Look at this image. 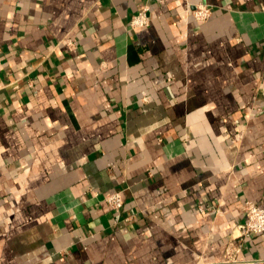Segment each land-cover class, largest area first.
I'll list each match as a JSON object with an SVG mask.
<instances>
[{
  "label": "crops",
  "instance_id": "crops-1",
  "mask_svg": "<svg viewBox=\"0 0 264 264\" xmlns=\"http://www.w3.org/2000/svg\"><path fill=\"white\" fill-rule=\"evenodd\" d=\"M247 200L264 204V0H0V264L264 258V234L238 237Z\"/></svg>",
  "mask_w": 264,
  "mask_h": 264
},
{
  "label": "built area",
  "instance_id": "built-area-1",
  "mask_svg": "<svg viewBox=\"0 0 264 264\" xmlns=\"http://www.w3.org/2000/svg\"><path fill=\"white\" fill-rule=\"evenodd\" d=\"M192 14L196 21L207 22L213 15V7L208 3H198L194 6ZM150 24L151 19L148 14V8L145 7L142 11L132 17L130 27L132 29H142L149 27ZM96 196L99 197L100 194L96 193ZM103 200L116 213H119V211H121L124 206V198L120 191H115L105 195L103 197ZM243 208L246 215V219L244 222L240 223L237 226L236 230L238 231V237L247 238L252 235L264 234V204H258L257 202L247 200L244 203ZM232 247H234L235 252H229L227 256L228 263L264 264V258L240 259L239 253L241 251V245H235Z\"/></svg>",
  "mask_w": 264,
  "mask_h": 264
}]
</instances>
